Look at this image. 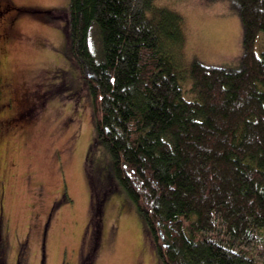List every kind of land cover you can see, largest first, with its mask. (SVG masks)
Here are the masks:
<instances>
[{
  "label": "trees",
  "instance_id": "16d2710c",
  "mask_svg": "<svg viewBox=\"0 0 264 264\" xmlns=\"http://www.w3.org/2000/svg\"><path fill=\"white\" fill-rule=\"evenodd\" d=\"M230 6L238 69L184 61V17L168 4L68 0L61 12L110 163L97 178L133 202L159 264H264V0Z\"/></svg>",
  "mask_w": 264,
  "mask_h": 264
},
{
  "label": "rangeland",
  "instance_id": "374dc122",
  "mask_svg": "<svg viewBox=\"0 0 264 264\" xmlns=\"http://www.w3.org/2000/svg\"><path fill=\"white\" fill-rule=\"evenodd\" d=\"M155 3L182 13L184 61L240 68L242 26L230 0ZM67 6L0 0V264H159L133 202L97 178L110 163L94 143L90 97L67 46ZM97 37L92 23L94 53Z\"/></svg>",
  "mask_w": 264,
  "mask_h": 264
}]
</instances>
